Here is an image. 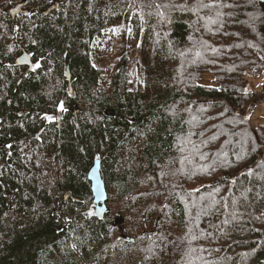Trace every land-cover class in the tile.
<instances>
[{"label":"trees","instance_id":"1","mask_svg":"<svg viewBox=\"0 0 264 264\" xmlns=\"http://www.w3.org/2000/svg\"><path fill=\"white\" fill-rule=\"evenodd\" d=\"M107 43L117 63L143 58L123 99L96 61ZM22 51L34 65L16 85ZM263 101L259 0H0V264H264V144L248 116ZM61 103L56 127L44 117ZM96 159L116 187L102 218Z\"/></svg>","mask_w":264,"mask_h":264},{"label":"rangeland","instance_id":"2","mask_svg":"<svg viewBox=\"0 0 264 264\" xmlns=\"http://www.w3.org/2000/svg\"><path fill=\"white\" fill-rule=\"evenodd\" d=\"M130 45H133L132 42H130ZM113 48L109 45V43L106 44L105 50L103 49L102 45H99L96 48L95 56L96 61L100 63L101 66L106 67L108 72H114L116 74V80L119 85V93L120 95H124V92L127 88H133L135 86V83L137 82V75H138V69L143 64V58L137 57L136 54H130L128 53L125 57L121 58V60L117 63L114 61L113 56H111L113 53ZM101 55V56H100ZM211 79L212 77L210 75H203L200 79V83L203 85H211ZM261 84H258L257 89ZM141 89L142 87L139 86ZM152 90H156L157 86L152 84L151 86ZM251 109H249V112ZM57 115H60V111L56 113ZM56 118H54L55 120ZM252 125L254 128H257V123L262 122L264 120V101L257 105V109L255 113L253 114V117H251ZM256 135L258 137V140L262 144V141H264L261 133L256 131ZM109 190V193H107V203L109 202L110 198L115 195L116 193V187H110L106 188ZM106 190V192H107ZM123 218V216L120 214ZM64 222H67V218L64 219ZM126 223V222H125ZM154 230V229H153ZM115 253L113 251H107L105 254V260L108 262L111 258L115 257ZM119 256V255H118ZM134 259V257H133Z\"/></svg>","mask_w":264,"mask_h":264},{"label":"water","instance_id":"3","mask_svg":"<svg viewBox=\"0 0 264 264\" xmlns=\"http://www.w3.org/2000/svg\"><path fill=\"white\" fill-rule=\"evenodd\" d=\"M260 2H264V0H259ZM24 5V2L18 3L16 4L14 7L9 8L7 10V13L10 16H14L19 12V9L22 8V6ZM25 57L27 58L28 56L25 54ZM19 60L17 61V65H30V61H28L27 59H23L21 57H18ZM66 77L67 79H69V72L68 70H66ZM67 92L69 94H71L72 92V87H71V83L68 82V86H67ZM123 99V97H122ZM105 115H107V111L105 112ZM110 116H114V111H110ZM86 178L89 181V188H90V192H91V196H92V204L94 206V213L98 218H102L104 216L105 213L108 212V207L106 205L107 203V192H106V188H105V183L101 177V172H100V161L99 160H95L94 164L92 165V167L88 170L87 174H86ZM225 179L227 180H232L231 176H226ZM221 181V177L218 178L216 180V182ZM4 195H6L8 197V201L10 200V193H7L6 191L3 192ZM66 194V193H63ZM158 220L156 219L155 221V228L158 224ZM122 219L120 217L115 219V224H120L122 223ZM155 228L153 233L155 234Z\"/></svg>","mask_w":264,"mask_h":264},{"label":"flooded vegetation","instance_id":"4","mask_svg":"<svg viewBox=\"0 0 264 264\" xmlns=\"http://www.w3.org/2000/svg\"><path fill=\"white\" fill-rule=\"evenodd\" d=\"M17 3H19V2H17ZM17 3H15V4H17ZM15 4H12L9 7H12V6L14 7ZM9 7H7V8H9ZM26 11H27V9L25 8V6H22V8L19 9V12L16 15L11 16V19L12 20H15L18 15L24 14V12H26ZM22 52H24V51H22ZM15 65H17V64H15ZM33 65H34L33 62L30 65H26V64H24V65H17V68L14 69V70H12L13 72L16 71V70L19 71V77H18V81H17L16 85L19 84L20 80L22 81L26 76H28V73L32 69ZM58 111H60V110H59L58 107H56L53 112L46 114L48 116H53L54 118H56L55 120H53V122L56 123L55 124L56 127L59 126L60 119H61V113H60V115H57L56 114Z\"/></svg>","mask_w":264,"mask_h":264},{"label":"bare ground","instance_id":"5","mask_svg":"<svg viewBox=\"0 0 264 264\" xmlns=\"http://www.w3.org/2000/svg\"><path fill=\"white\" fill-rule=\"evenodd\" d=\"M25 54L28 56L27 58L25 57ZM18 57H21V58H23V59H27L28 61H30V64H32V59H31V56L27 53V52H22L20 55H18L17 57H16V59H15V64H17V61L19 60V58ZM66 79H67V77H66ZM67 81L68 82H70V75H69V79H67ZM123 97V96H122ZM115 114V113H114ZM96 160H99V159H96ZM100 161V160H99ZM94 162H95V160H94ZM94 162H93V164H94ZM92 167V166H91ZM90 167V168H91ZM100 170H101V164H100ZM220 178V177H219ZM215 183H218V182H216L215 181ZM105 188H106V186H105ZM107 190V189H106ZM63 193H66V194H63ZM70 192H68V191H63L62 192V197H63V201L64 202H66L70 197ZM54 211H55V213L57 214V215H60L61 214V211L59 210V209H54ZM65 218H67V216H62V220H63V222H64V219ZM158 219V218H157ZM114 226V225H113ZM154 228H155V223H154ZM154 231V230H153ZM152 231V232H153ZM124 238V240H127V241H134L135 239L134 238H131V237H127V236H124L123 237Z\"/></svg>","mask_w":264,"mask_h":264},{"label":"snow or ice","instance_id":"6","mask_svg":"<svg viewBox=\"0 0 264 264\" xmlns=\"http://www.w3.org/2000/svg\"><path fill=\"white\" fill-rule=\"evenodd\" d=\"M206 6H210V5H206ZM157 7H166V5H164V6L158 5ZM25 59H26V58H25ZM39 67H40V64H39V62H37V63L35 64L33 70H35V69H37V68H39ZM59 110H60V111H64V110H65V109H64V106H63V103L60 104V106H59ZM44 119H46V120L49 121V122H53L54 117H53V116H48V115H46V116L44 117ZM88 215L91 216V215H93V213H92V212H89Z\"/></svg>","mask_w":264,"mask_h":264},{"label":"crops","instance_id":"7","mask_svg":"<svg viewBox=\"0 0 264 264\" xmlns=\"http://www.w3.org/2000/svg\"><path fill=\"white\" fill-rule=\"evenodd\" d=\"M256 109H257V106H255V107L252 108V110H251V117H253V114L255 113ZM260 124H264V120L262 122L257 123L256 125H260Z\"/></svg>","mask_w":264,"mask_h":264}]
</instances>
